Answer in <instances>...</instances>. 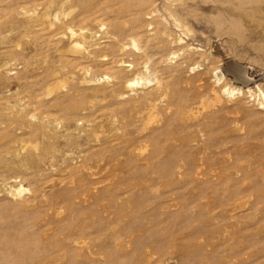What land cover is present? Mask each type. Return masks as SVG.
Here are the masks:
<instances>
[{
  "label": "rangeland",
  "instance_id": "rangeland-1",
  "mask_svg": "<svg viewBox=\"0 0 264 264\" xmlns=\"http://www.w3.org/2000/svg\"><path fill=\"white\" fill-rule=\"evenodd\" d=\"M263 96L264 0H0V264H264Z\"/></svg>",
  "mask_w": 264,
  "mask_h": 264
},
{
  "label": "bare ground",
  "instance_id": "bare-ground-1",
  "mask_svg": "<svg viewBox=\"0 0 264 264\" xmlns=\"http://www.w3.org/2000/svg\"><path fill=\"white\" fill-rule=\"evenodd\" d=\"M132 84H134V83H132V82H131L130 84L128 83V85H130V86H131ZM263 97H264V96H263Z\"/></svg>",
  "mask_w": 264,
  "mask_h": 264
}]
</instances>
